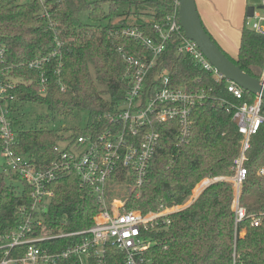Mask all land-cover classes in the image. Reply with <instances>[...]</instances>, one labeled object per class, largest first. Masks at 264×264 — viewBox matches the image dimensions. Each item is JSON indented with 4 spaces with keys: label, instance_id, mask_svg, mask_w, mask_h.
<instances>
[{
    "label": "trees",
    "instance_id": "obj_1",
    "mask_svg": "<svg viewBox=\"0 0 264 264\" xmlns=\"http://www.w3.org/2000/svg\"><path fill=\"white\" fill-rule=\"evenodd\" d=\"M175 2L48 0L54 22L51 27L37 2L0 0V51L4 50L3 56L0 55V70L9 69L6 80L17 84L12 111L16 119L14 124L21 129L18 131V152L35 159L42 167L57 158L54 151L57 132L41 126L49 117L39 114L40 120L34 124L28 118L24 120L28 114L26 109L31 106H44L53 115L64 118L86 113L87 123L76 130L75 137L87 129L95 130L100 125L99 129L104 128L101 117L115 111L127 92L123 81L126 63L120 49L144 54L142 47L122 37L118 31L134 27L153 35L151 25L172 14ZM103 4H108V11ZM84 12L89 13L88 23L82 21ZM144 16L148 20L142 19ZM55 36L62 42V58L53 57L45 65L47 83L43 93L40 71L30 69L27 64L36 58L51 56L57 48ZM175 46L176 43L170 44L154 75L167 69L171 71L175 87L189 84L194 88H211L216 101L210 100L194 109L191 134L183 143L176 122L156 128L161 140L141 188V198L130 196L125 201L124 211L139 210L148 214L161 207L180 206L205 178L234 175L241 135L233 122L234 109L218 103L252 104L256 95L245 91L243 99L235 98L228 92L225 81L217 82L188 57L177 56ZM227 56L246 73L261 79L264 36L244 25L237 57ZM197 79L199 83H195ZM245 165L248 177L241 188L240 200L248 212L244 221H236L232 183L212 182L191 206L173 214L168 228L149 232L147 257L155 264H264V177L258 175L264 166V124L251 138ZM14 178L0 173V237H5L20 224L19 208L32 203L29 186ZM14 181L23 184L24 190L19 191L12 185ZM54 188L55 197L44 215L45 231L40 227L36 234L73 233L91 228L99 211L92 190L81 187L74 174L61 178ZM260 216L262 223L252 227V218ZM80 242L81 237L69 236L48 241L44 246L56 252ZM23 253L24 248H21L12 256ZM106 259L107 264H125L123 254L112 248L108 249ZM60 264L79 262L68 259ZM90 264L96 263L91 261Z\"/></svg>",
    "mask_w": 264,
    "mask_h": 264
},
{
    "label": "built area",
    "instance_id": "obj_2",
    "mask_svg": "<svg viewBox=\"0 0 264 264\" xmlns=\"http://www.w3.org/2000/svg\"><path fill=\"white\" fill-rule=\"evenodd\" d=\"M42 7V16L54 27L48 0H29ZM256 9L251 30L264 36V1ZM180 3L175 2L173 13L162 22L151 25L153 35L129 27L118 31L122 37L136 42L144 54H134L120 49L126 70L123 81L127 92L116 105V109L103 117L105 127L85 130L78 134L68 146L56 145L55 160L41 167L32 159L14 151L18 145L13 119L12 103L15 100V81L6 80L9 69L0 70V155L6 160L5 171L16 175L30 188L31 206L20 207V224L0 245V264H60L63 260L77 259L79 264H107V251L112 248L124 256L125 264H155L146 252L150 248L149 232L163 230L171 225L173 214L186 207H161L157 212L143 214L140 211H124L123 207L108 203V182L130 179L132 187L140 189L144 185L151 162L161 140L156 128L176 122L180 141L185 142L193 127V112L205 105L212 96V89L192 87L189 84L175 87L171 71L165 69L154 75L159 60L168 51L171 43H176V55L188 57L195 66L210 73L217 82L225 81L228 92L241 100L245 90L226 77L206 58L198 45L188 39L179 18ZM57 48L51 56L39 57L28 62L30 69L40 71L41 89L46 92L47 78L45 65L53 57L62 58V42L55 36ZM4 50L0 51L1 57ZM261 79L264 80V70ZM197 79L195 83H199ZM216 101V100H215ZM261 97L254 103L229 105V101L218 103L227 109H234L233 122L241 135L240 151L234 161V175L230 181L234 187V212L237 223L248 217V212L240 203L241 188L248 177L246 167L247 152L251 138L264 124V106ZM227 103V104H225ZM19 140V139H18ZM78 177L80 186L90 188L95 196L99 211L94 217V225L86 230L73 233L36 234L44 225V215L55 197V184L66 175ZM258 175L264 177V166ZM124 177V178H123ZM123 178V179H121ZM262 223V217H253L251 226ZM43 229V228H42ZM69 236L81 237V242L62 250L52 251L44 243ZM24 248L22 255L12 256Z\"/></svg>",
    "mask_w": 264,
    "mask_h": 264
},
{
    "label": "rangeland",
    "instance_id": "obj_3",
    "mask_svg": "<svg viewBox=\"0 0 264 264\" xmlns=\"http://www.w3.org/2000/svg\"><path fill=\"white\" fill-rule=\"evenodd\" d=\"M90 1L100 2L101 0H90ZM263 1L264 0H229V2L227 0L226 1H218L221 6H225V7L228 6L229 7V24L227 25L228 41H229L228 43L230 46V53L228 52L229 56H231V57L236 56L235 53L238 50V45H239V37L238 36L240 33V29L244 25L246 27H248L249 29H251L253 24L256 22V20L254 18H246L245 12H246L247 7L248 6H255L257 8L258 6H260L262 4ZM103 7L106 9V11H108V7H109L108 4H103ZM81 18H82V21L85 23L90 22L89 13H87V12H84L82 14ZM130 19L132 21H134L133 19H135V18L131 17ZM142 19L148 20L146 16H144ZM118 20L119 19H116L115 21L118 22ZM224 20H227V18L222 17L221 21H219V22L224 25ZM216 22L217 21H215V19L212 22V24H214L213 25L214 29L215 30L217 29L216 31H218V32L220 30V32L225 33L224 30L222 29V27L220 26V24L218 26L220 29H218L217 25L215 24ZM263 26H264V24H263ZM31 107H33V108L30 109ZM31 107H28L27 108L28 110L26 109L28 114L25 115L24 120H27V118H28V121H31V123L34 124L40 120V118L38 117L39 114H41L42 116L44 115V117H46V118L49 117V119H46L41 124V126L46 127L48 129H53L57 132V138H56L58 140L57 145H60L61 148H65L66 146H68L70 144L72 139H74V137H75L76 130L81 128V127H85L87 120H88V115L84 112H81V114L77 113V115H73L70 118H64V117H60L58 115H53L52 113L47 111L46 107H44V106H41V107L40 106H31ZM15 121H16V119L15 120L13 119L14 123H15ZM15 128H16V131L21 130L19 125L15 126ZM17 137L18 136H16V138ZM18 138L16 140L18 142V145L16 147H14V151L17 153H19L18 147L20 145V141L18 140ZM32 160H33L34 164L39 165L38 163H36L35 159H32ZM5 169H6V160L2 155H0V173H5V174H7V176L11 175L12 177H15L14 178L15 180L17 178H19L16 175H12V174L6 172ZM230 177H231V175L226 176V177L212 178V179L210 177L205 178L204 180H202V182H200L199 185H197V187L193 190L191 197L181 207L185 206L187 208V207L191 206L199 198V196L202 194V192L207 188L206 185L208 183H210V182L212 183L215 181H225L226 179H229ZM19 181H21V180L19 179ZM204 182H206V183H204ZM226 182H230V181L227 180ZM12 185L16 186L19 189V191L24 190V186L20 182L14 181L12 183ZM108 186L109 187H108V198L107 199H108L109 204L115 203L116 206H121L124 209L125 201L128 200V198L130 196L134 195L136 199L141 198V188L135 189L134 187H132L130 179H126V180L123 179L119 182H116L115 179H112L108 182ZM204 187H206V188L203 189ZM201 190H203V191H201ZM19 211H20V209H19ZM133 211H139V210H133ZM44 223H45V221H44ZM14 230L15 229H13L8 235H10ZM42 231H45L44 225H43ZM45 234H47V233H45ZM8 235H6V236H8ZM242 236H244V234H242ZM3 238L4 237H0V241H2ZM1 244H2V242L0 243V245Z\"/></svg>",
    "mask_w": 264,
    "mask_h": 264
},
{
    "label": "water",
    "instance_id": "obj_4",
    "mask_svg": "<svg viewBox=\"0 0 264 264\" xmlns=\"http://www.w3.org/2000/svg\"><path fill=\"white\" fill-rule=\"evenodd\" d=\"M179 18L188 39L194 41L206 58L226 77L236 83L246 92L261 97L264 101V80L252 77L239 66L219 47L205 29L199 15L195 0H179ZM262 6H248L247 18H254L256 9Z\"/></svg>",
    "mask_w": 264,
    "mask_h": 264
},
{
    "label": "crops",
    "instance_id": "obj_5",
    "mask_svg": "<svg viewBox=\"0 0 264 264\" xmlns=\"http://www.w3.org/2000/svg\"><path fill=\"white\" fill-rule=\"evenodd\" d=\"M196 1V5H197V9L199 12V15L201 17V20L204 24V26L206 27V29L208 30V32L210 33V35L215 39V41L218 43V45L222 48V50L228 54V52L230 53V46H229V41H228V28L227 25L229 24V7H225V6H221L220 3L218 1H226V0H195ZM229 2V0H227ZM229 4V3H228ZM248 8V7H247ZM247 11V9H246ZM245 16H246V12H245ZM222 17L227 18V20H224V25L221 24L219 21H221ZM217 21L215 24L217 25V27L220 26L222 27V29L224 30V32L226 33H222L218 31H216L213 27L214 24H212V22ZM218 29H220L218 27ZM241 30L240 29V33H239V44H240V35H241ZM238 49H239V45H238ZM235 53V52H234ZM236 56L232 57V58H236L237 54H238V50L236 51ZM229 55V54H228ZM206 183V182H204ZM211 183V182H210ZM208 183L206 185V187L209 186ZM206 187H204L203 189H205ZM203 191V190H201ZM200 191V192H201Z\"/></svg>",
    "mask_w": 264,
    "mask_h": 264
}]
</instances>
